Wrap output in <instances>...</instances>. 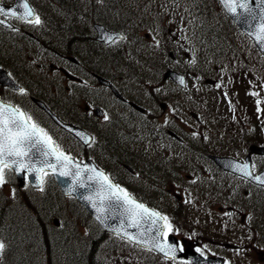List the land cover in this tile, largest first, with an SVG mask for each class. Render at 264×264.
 <instances>
[{"label":"rangeland","instance_id":"1","mask_svg":"<svg viewBox=\"0 0 264 264\" xmlns=\"http://www.w3.org/2000/svg\"><path fill=\"white\" fill-rule=\"evenodd\" d=\"M4 1H9V2H13V0H4ZM32 3H34L35 5H37L38 7H45L47 9V11L50 13L52 12V10H50L49 5H51V3H47L44 2L43 0H31ZM48 1V0H47ZM164 0H162V2L160 3V5L163 3ZM166 1V0H165ZM164 15L169 14V7L166 5V3H164ZM183 7H181L180 9H178L177 13L175 14L174 19L172 20V24L174 25L172 27V29H174L177 33H179L180 37L182 38L181 41H179V43H177L175 50L177 51V55H179L180 57V61L184 63V65L189 64L190 65V58L189 56L191 55V57L193 58V54H195L196 57V53L197 54H203L202 52L200 53V51L196 48H194L192 46V44L188 43V39L187 37L190 39L192 34H189V32L185 35L183 30L185 23L188 21V17L186 16V13H184ZM218 13L216 12V10L212 9V18L217 19V21L221 24V21L219 20L220 18L217 15ZM49 19H54V15L50 16ZM210 22V19L208 20ZM191 23V22H189ZM223 24V23H222ZM210 26V24H208ZM143 36L146 35V33L142 34ZM7 36V35H6ZM36 37H39V35L37 33H35ZM54 36V35H53ZM8 37V36H7ZM22 36V39L19 42H23V43H19L16 42L15 43V48L21 46V48L24 46H29L28 41L25 40ZM232 40L235 41L236 45L240 44V41L236 40L234 37L231 38ZM226 42V39L223 40V42ZM56 43V42H52ZM11 45L14 43H10ZM226 46V43H225ZM224 43H221V45L219 47H225ZM245 44L243 45H239V50L244 47ZM1 48V47H0ZM40 46H36L34 48V52H41V50L39 49ZM10 50H14L13 47H10V49L7 48V54H11ZM243 51V50H242ZM127 54L129 53H125L124 56L127 57ZM132 54V53H130ZM168 53H164L161 58L156 55L154 57H156L157 59H160L163 63L166 64L167 60L171 61V57L170 55H167ZM134 55V54H133ZM23 54H21L20 52H18V55H13V60H16L17 64L22 65L24 68H22V77H23V82L24 84H28L30 85V89L31 92L34 88L38 87L40 88L42 91H46L47 93H49L50 95V99L51 101H56V99H59L56 101V104H59L58 109L64 108V102L63 100H66L65 98H69L70 102L76 100L75 95L78 94L74 93V96L71 100V97H67L65 90H67V87H70V83H68L67 81H64L61 77H59L57 74H50V72H52V67H51V63H52V58L50 57V59L48 58L47 60H45V63L43 65H41V63L38 61L37 59V55L32 54L31 56L27 57L28 59L31 60V62L33 63L31 65V63L29 61H25L24 58L22 57ZM243 56L247 59H249L250 61L254 60L255 57L253 58V56L251 54L243 53ZM247 56H251V59ZM187 59H186V58ZM7 55L4 54H0V60L2 61H6L7 59ZM189 58V61H188ZM11 59V57H10ZM45 59V57H44ZM176 59V58H175ZM247 59V60H248ZM12 60V59H11ZM207 62L201 63L199 65V71L204 73L203 71L206 70L210 71L215 63L217 62L216 59L213 60H206ZM180 62V63H181ZM134 63H136L134 61ZM168 63V62H167ZM192 65V64H191ZM222 63H220L219 66V73H214L215 71H213V79H217L218 80V85H220L219 87H215L214 89H210L209 88V92H212V95H214V101L213 104L216 105L215 107V111L214 114L212 115V120H216V118L220 119L222 121V124L220 125L223 129H218L221 132H227V131H231L234 132V129L229 127L227 129V131L224 129L223 126V120L228 117L229 115H231V110L227 107V103L225 98H223V92H228L227 88L230 89L231 84L229 82V79L227 77L224 76V70L222 69L223 67L221 66ZM135 65H133L134 67ZM168 65L166 64V67ZM124 65L123 64H119L117 66H115V69H117L116 71H119L121 74L124 75V70H123ZM40 68V69H37ZM105 68H108L109 70L111 69L109 66ZM25 69V70H24ZM108 70V71H109ZM165 70V69H164ZM111 72L113 73V71L111 70ZM163 72V69H161L160 71H157L155 69L152 68H148L145 70V72H142L144 75H147V77H149L150 79H153V81L150 83L147 82V87H143L142 85H137L135 83H133V86L131 88L130 93L134 94V95H138V93H142V98H144V103L148 106V108L151 110V115H152V121L153 123H149L148 127L150 131H148L149 137H146V134H143V136H141V140L144 143V146L146 149V151H155L159 148H161L162 146L164 147H172V151H174V144L172 143H166L165 141H163V129L165 130V128L167 127H172L174 129H176L178 132H182V134L185 137H189L190 136V132H191V123H189L188 120L184 121L183 119H179L176 120L175 118V113L176 111L173 109L174 104L176 103V100H181L179 99L175 93H174V88L173 86H171L170 84L167 85H161L162 90H158L157 87H155L154 83L155 82H159L160 79H162L161 73ZM220 72H222L223 74H221ZM134 75V76H132ZM128 77H136L137 78H141L140 76L137 75L136 72H133L131 75H127ZM195 77V76H194ZM43 78V80H42ZM193 80V79H192ZM230 84V85H229ZM71 88L73 89V85H71ZM153 89L154 90V94L150 95V90ZM146 90V91H145ZM52 92L54 93L52 96ZM147 92V93H146ZM81 93V92H80ZM94 95H96L93 91L88 93V97H90L89 99H82L81 101H78V105H79V109L75 110V113H77L80 118L82 120H86L87 115L85 112V107L88 104V101H90L91 99H94ZM104 94H100V96H103ZM26 96V95H25ZM23 97V100H26V97ZM183 95H180V97L182 98ZM96 97V96H95ZM240 99H241V103L244 104V107L247 108V117L248 119H253V117H256V119L258 120V118L260 117L261 120H264V114L260 115L262 113L261 108L259 106V112L257 111V109H255V105H254V97L253 96H247L246 95V91L244 89H242L241 95H239ZM156 98L159 99V101H156ZM103 100L106 101L104 102L105 105L108 104V107L110 109H114L116 110L117 114L115 115V119H117V125H124V121H130L132 123V120L130 119V117H128L129 115V111L123 109L122 107H120V109H117V106L113 103V102H109L107 99H105L104 97H102L101 101ZM162 102H166L168 103V108L166 109L167 112L165 114H163L164 112L161 111V108H159L160 103ZM257 103V101H256ZM258 106V104H257ZM73 110L70 109V112H72ZM208 120V118H206ZM204 117H203V121H204ZM137 121V120H135ZM165 121H167V123H165ZM228 124V122H227ZM134 128L137 129L139 128V126L136 123H133ZM243 125V124H242ZM241 125V127H242ZM247 126L244 128H240L238 129L240 131V133H242V135H245L246 137L253 134V133H257L258 132V128L259 126H257L254 122L253 123H249L246 124ZM101 126V125H100ZM160 129H162V131H160ZM198 129L200 134L203 132V130L201 128L196 127V125L194 126L193 130ZM133 132V137L130 136V141L131 142H135L136 144H140L141 141L139 142L137 140V135H135V130H132ZM138 132V131H137ZM194 134L196 132H193ZM220 133V132H219ZM216 132L215 128H206L205 129V134L208 137L209 140H213L214 138H216V136L219 134ZM105 134L107 135V132L105 131ZM109 136V135H108ZM204 136V135H203ZM201 135H196L193 136V138L191 139L192 143H197L200 139ZM232 137V136H231ZM234 137V136H233ZM149 138V141H147ZM261 138V136H260ZM109 139V138H108ZM227 139V136H224L222 144H224V148L226 150V154H230L231 156H234L236 158H240L242 152L244 151V147L242 146V144L240 143V141H237L236 138H228L227 141H225ZM232 139V140H231ZM234 139V140H233ZM262 139V138H261ZM110 141H112L111 139H109ZM113 142V141H112ZM117 142V140H115V143ZM125 142V141H124ZM218 142V141H216ZM225 142V143H224ZM114 142L111 143L109 142V144H111L113 147H118L116 146ZM218 143H221V141H219ZM125 145H127V143L125 142ZM161 145V146H160ZM216 145V144H215ZM228 145V146H227ZM217 148L221 147V145H216ZM176 150V149H175ZM178 159H185V157H182L181 155H176ZM166 157V158H165ZM171 154H159V157L157 158V160H151L148 162H152V167L147 166L146 164H140L141 161H137V160H133V167L136 168L137 170L143 171V170H147V174L146 175H137L136 177L133 178V182L134 184H136V182H139L140 186H142L144 189H147L149 191H159V189H161L162 191L168 190L171 191L173 189V187H175L172 190V197L173 199L176 200L175 194L178 195H184V197H182V200L188 204L192 210H188L186 211L189 216L192 219V225L191 226H187L186 229H188L190 232H194L195 230L198 231L199 234L204 236V245L200 246L205 252H212L213 254H221L223 252V256H225V258L228 260V264H264V250L261 249L260 244H254V245H250V241L249 240H253L257 234L262 233L261 231H264V214H261V210L259 208H257V214H256V209H252L251 207H254V203L256 200L253 201L252 197H250L249 195H245V192L247 191V189L245 187H238L237 183H234L233 181L230 180L229 177H226L220 173H218L217 171L214 173V177H216V180H219L218 178H220L223 182L224 185L219 186V192H223V195L218 199L219 203L214 204V205H209L207 207H205V204H201L199 203L198 200H196V198L193 196V192H189L187 194V191L189 189H191L193 191V189L198 185L195 182V173L191 171L187 172V168L186 171H178L176 169L173 168L170 169V166L174 165V164H178L179 162L170 159ZM83 160V159H81ZM147 162V161H145ZM144 163V162H143ZM260 165L264 166V162L260 161ZM194 166V164H193ZM195 168V166H194ZM262 168V167H261ZM171 171L175 174H179L180 178H182V182L181 183H177L175 182L177 180V178L175 176L172 175ZM157 175H160L159 177L162 176H167L170 175L169 177H165L164 180L167 181V183L165 184V187L162 186V181L161 179L159 180L157 177ZM204 175H208L207 172H204ZM13 174H11L10 172H6V182L3 185H0V190H2V194L0 193V195L2 196L3 194H6L7 197H10L12 199V206H22V208L25 209L24 213H29L32 212L28 209V207L30 206V200L33 201V199L35 200V202L37 201V199H41L44 198L46 196H48V198L51 200L53 199L52 194L50 193V191H47V194H41V193H25L23 195H19L17 196L16 194H14V189H13V184H11V181H14V184L16 183L17 185V181L14 179L13 176V180L12 177ZM188 176H191L193 180L188 181ZM202 182V180H201ZM213 183H215L216 186V181L214 180ZM239 188L240 192L238 193L237 189ZM186 189V191L184 190ZM179 190L181 191V193L179 192ZM215 188H213V192ZM155 196V195H154ZM146 199H148V196H144ZM172 197H170L172 199ZM169 197H163L162 201L164 202H160L159 204L163 206V208H165L169 201H170ZM30 199V200H29ZM52 201V200H51ZM158 203V202H156ZM34 203H32L33 205ZM237 204V205H243L244 211L241 212L240 214V218L237 219L238 222L241 223H237L242 225L243 227H241L240 225H237V228H234V233L231 235V238L229 241H223L220 239H216V238H212L210 237L207 233H211L214 230H210L211 226H210V222H215L217 223L219 222H223L222 218L225 219L226 217H230L232 216V213L228 210V208H231V205ZM29 205V206H28ZM255 208V207H254ZM23 209V210H24ZM250 209V210H249ZM59 210V208L55 209V211ZM198 210L200 211V214H202V216L198 213ZM210 210V211H208ZM249 210V214H245V219L242 218V214L244 212H247ZM16 211V210H15ZM21 211V210H18ZM64 211V210H63ZM208 211V212H207ZM229 211V212H228ZM206 212L209 214V218L211 221H207L205 219V217L203 215H206ZM64 214V212H63ZM59 215L57 214L56 217L52 218V222L56 221L57 219H59L58 217ZM251 218H256L257 220V225H258V231L255 230H250L251 228L248 226V223H246V221H248V217ZM66 217H68L66 215ZM201 217H203V221H201ZM69 218V217H68ZM63 219V218H61ZM70 219L76 220L78 222L74 223L77 224L79 222H81V219L79 217L76 216H70ZM63 221V220H62ZM72 222V221H71ZM209 222V223H208ZM73 223V222H72ZM199 223V224H198ZM205 223H208L207 225H204ZM183 224V223H182ZM195 225V227L193 226ZM225 225H229V222H226ZM29 226V222H23L21 224L22 228H28ZM31 229H33V227H30ZM204 228V229H203ZM230 231V230H229ZM85 235H87L88 233L84 230L83 231ZM168 232V230H167ZM92 233V232H91ZM168 234H174L175 233L173 231L169 232ZM264 235V232H263ZM182 237V236H181ZM179 236V238H181ZM94 235L92 233L90 239L94 240ZM231 243V244H230ZM227 244V245H226ZM107 247V246H105ZM183 247V246H182ZM9 248H11V250L13 251L14 248L16 247H12L9 246ZM27 247L25 246H19L18 245V250L19 252H21V254H24V250ZM38 248V247H37ZM23 252V253H22ZM220 256V255H219ZM103 257V256H102ZM102 258H99V260ZM120 262H118V264H132L131 262V258L127 257L128 260H122V258H115V260H120ZM157 259V258H156ZM107 262H110L109 260H106ZM157 261H159V264H175L172 262H168V261H160L157 259ZM127 262V263H126ZM36 264V263H35ZM44 264H47L46 262Z\"/></svg>","mask_w":264,"mask_h":264},{"label":"snow or ice","instance_id":"2","mask_svg":"<svg viewBox=\"0 0 264 264\" xmlns=\"http://www.w3.org/2000/svg\"><path fill=\"white\" fill-rule=\"evenodd\" d=\"M218 2L226 14L247 25L249 29L247 35L253 38L260 51L264 52V0H218ZM0 17H3L0 18V27H9L6 25V20L10 17L16 21L42 25L40 16L29 5L28 0H21L15 8L0 7ZM151 38L158 47L159 41L156 37L153 35ZM103 39L112 45L126 41L127 37L123 34H107ZM191 63L193 65L196 63L195 54ZM179 84L187 87L182 77L179 79ZM20 91L24 90L20 89ZM251 95L257 94L251 93ZM257 104L259 112V101ZM103 119H109L107 114ZM77 135L84 143H89L85 133L81 132ZM91 139L94 141V138ZM252 168H255L254 164ZM6 169L9 172L23 173L26 178L30 176L32 181L40 186L41 191L45 177L49 173L54 177L70 178L68 190L75 192L77 189H85L87 194H82L80 198L95 209L96 219L105 227H110L107 224L108 220H118L119 226H111V230L126 243L136 247L147 245L148 251L159 252L171 260L176 259L177 251L184 250L182 246L167 240L168 233L173 230V225L168 222L167 216L149 209L126 189L113 183L109 175L102 170L77 163L71 155L62 150L44 128L32 120L31 116L18 107L0 100V185L6 182ZM235 170L244 177H252L260 185H264V177H253L247 163L236 165ZM165 228L168 232L164 231ZM4 249L5 245L0 242V254Z\"/></svg>","mask_w":264,"mask_h":264},{"label":"flooded vegetation","instance_id":"3","mask_svg":"<svg viewBox=\"0 0 264 264\" xmlns=\"http://www.w3.org/2000/svg\"><path fill=\"white\" fill-rule=\"evenodd\" d=\"M49 17L50 16H47L44 25L40 26L19 21H16L15 23L19 32L32 35L34 34V31L35 33L38 32L40 35H42L36 41L40 46L39 49L41 50L42 54H45L46 51L51 46H53V44L60 45L61 51L60 53H58L59 60L54 65H52V67L58 70L59 73H61L59 77H61L64 81L70 83V87L68 86L67 90H65L67 97H71L72 100L74 93L78 92V94L75 95L76 100L72 101L73 107L78 104V101H81L82 99H89V92L93 91L96 94L94 95L95 100L91 99L90 101H88V104L92 105H86L85 107V111L88 115H90L91 120L90 117H87L84 125L89 129L90 127L95 129V135L98 143H94L88 148L83 149H91L94 146V148L92 149V153L94 152V160L97 161L100 167L105 170L115 182H117L120 186L122 185V187L126 189L130 194L141 196H164L165 194H169L170 191L165 189L163 191L161 189H159V191H149L140 186L139 182H136V184H134L133 178L138 174L143 176L146 175L147 170H143L140 173L139 170L132 166L133 160L137 158V156H135L137 154L132 152L133 146L131 144L125 145L121 142L120 144L114 142L118 146L116 147V149L118 148L121 153L120 156L117 157L115 152L113 153L109 150L111 146L109 144V141L107 142L108 136L105 135V131L108 133L112 128L118 133V136L122 140L128 142L127 137H124L123 135L130 132L131 129L129 128V126H131V122L127 121L124 123L126 126L120 127V125H118L119 127H117L118 123L114 118L117 112L114 109H110L108 107V104L105 105L104 102L106 101H101L102 97L107 99L109 102H113L117 107L122 105L127 108L129 107L131 109L129 111V117L132 118V122L136 123L137 125L142 121V118L140 117V115L142 114L134 107H143L142 105H146L144 103L145 99L141 96L142 93L134 95L131 94L130 91L133 83L142 85L145 88L147 87V82L149 80L146 78L118 77L116 71L117 69H115V66H117V62L122 63L124 65V69H132L134 68L133 65H135L136 67L148 68V62L143 58L133 57L132 54L128 52L127 48L131 44L128 39L124 42H117L116 44L112 45H105L99 42L97 40V35L93 27L95 25L94 23L91 27V23L89 22H70V18H75L77 16L66 14L64 15V17L67 21L64 20L65 22L64 24H62L60 31H57V26L54 23V20L49 19ZM36 29L40 31H36ZM52 42L56 43L52 44ZM38 45H34L32 48L34 49ZM24 48V46L22 48L21 46L17 48L13 46L14 50L13 52H11L10 57L12 58L15 53L23 51ZM125 53H129L127 54V57L124 56ZM134 61L136 63H134ZM105 66H109L111 69L109 70L108 68H105ZM111 70L113 71V73L111 72ZM14 78L15 81L22 85V73L20 71H14ZM100 78H103L106 82H108L121 96V99H118L116 97L113 89L110 86L102 84ZM71 85H73V89L71 88ZM22 87L24 91L21 93L14 92L7 88H0V90L1 94H4L5 97L10 98L11 100L15 98L22 101V98L26 95L25 89L28 88L25 85H22ZM43 92L44 91H42L41 94ZM53 94L54 93L52 92V96H54ZM100 94L104 95L100 96ZM48 95L50 94L48 93ZM48 95H46L45 98H43L41 95L39 98L40 100L42 99V101H44L50 98V96ZM30 99H32V97ZM57 100L59 99H56V101ZM66 105H64L65 108L74 109ZM97 107L101 108L103 111V116L101 118H97L94 114V111L97 109ZM166 111L167 110H163L164 113H166ZM67 112L68 113L66 114V118L78 119V116L75 112ZM69 114L70 117H68ZM92 114L94 115V117L92 116ZM105 114H107L109 119L100 121L103 119ZM145 116H147V114ZM93 121L96 122L97 126L92 125ZM108 124L109 126H107ZM173 133L175 134V132ZM171 138L180 143H182L183 141L179 137H177L176 134L175 136H171ZM155 153L158 154L159 151L156 150ZM188 178L190 177L188 176ZM181 179L182 178H180L179 176L177 183H181ZM162 186L165 187L163 183ZM206 186L209 187L210 185L206 183ZM206 186L193 193V196L198 199L199 203L205 205L208 204L206 194L208 187ZM174 188L175 187H173V189ZM184 190L186 191V189ZM179 192L181 193L180 190ZM187 192H192V190L189 189ZM182 240L184 243H187L184 237L182 238ZM195 241L200 244L198 239ZM193 245L196 246L197 244L194 243Z\"/></svg>","mask_w":264,"mask_h":264},{"label":"trees","instance_id":"4","mask_svg":"<svg viewBox=\"0 0 264 264\" xmlns=\"http://www.w3.org/2000/svg\"><path fill=\"white\" fill-rule=\"evenodd\" d=\"M99 1V5L93 1L92 7L94 10L91 12L94 15L93 20L103 22L109 19L112 11L116 7V3L114 0ZM152 1L153 0L145 2L149 5ZM181 1L183 2L184 0ZM47 2L57 5V12L60 14H70L74 8L73 6L76 5L73 3V0H48ZM205 3L211 6L212 9L216 10L221 23L228 27L226 30H229V28H236L221 9H219L215 0H205ZM94 11L95 13H93ZM71 22H74V20H71ZM224 27L225 26H219V28ZM226 30L221 29V31ZM210 34L204 33V36L206 38L213 37L221 39L215 31H212ZM220 35L222 36V34ZM215 48L216 47H214V49ZM221 53L218 54L220 60L223 55ZM228 54L235 55L238 64H241L244 68L248 66V60L242 59L241 55L235 52L233 48ZM234 66L238 68L237 64L229 66L228 68H234ZM242 66L240 67L242 68ZM202 93H195L194 96L197 98V96ZM252 120L253 119L251 118L249 119V121ZM109 139L107 142L109 141L112 143L113 139H111L112 141ZM110 146L111 148H109V150L113 153L115 152L116 156L119 157L121 154L120 150L118 148L116 149V147H113L111 144ZM70 153L75 154L74 151H70ZM48 184L52 186V181H48ZM51 194L53 197V199H51L52 201L49 200L48 196H46V198L37 199L36 202L35 200L32 201L29 199L30 206L28 205V209L32 211L29 213H24L25 209L22 208V206H12V199L7 197L6 194H3L2 196L0 195V242H3L5 245V249L0 255V264H44L45 262L47 264H99V259L97 257L98 245L79 231L78 223L74 224L78 221L70 219V216L72 215L73 217H79L81 222H83L82 214H84V211H82L80 206L76 204L74 199H64L59 191L54 190ZM17 195L19 196V193ZM32 203L34 204L32 205ZM170 205L171 204L167 206L169 207ZM57 208H59V210L55 211ZM183 208V204L178 203V206H172L173 211H171V214L173 216H182ZM57 214L59 215L58 217L60 218V221L63 220V226L61 228H55L52 225V218L56 217ZM66 215L69 218L66 217ZM24 221L29 222V226L33 227L34 230L29 226L28 228H22L21 224ZM215 225L218 230L211 232V235L221 237L227 233L226 227L223 228L224 225H217L216 223ZM261 232L262 233L257 234L252 241L250 240L251 245L258 243L260 244L259 247L264 248V231ZM20 244L27 247L26 250L23 251L24 254H21L17 249ZM9 246H11L12 249L15 246L17 248H14L12 251ZM122 247H124L123 244ZM124 248L125 250H132L133 254L137 255V259L134 260L132 264H159V261H157L156 257L151 252L135 247L132 248L129 244H126Z\"/></svg>","mask_w":264,"mask_h":264},{"label":"water","instance_id":"5","mask_svg":"<svg viewBox=\"0 0 264 264\" xmlns=\"http://www.w3.org/2000/svg\"><path fill=\"white\" fill-rule=\"evenodd\" d=\"M218 1V0H217ZM21 0H16V4L14 6H4V5H0V7H4L5 9H11V8H15L17 6L18 3H20ZM219 3V2H218ZM220 4V3H219ZM221 6V5H220ZM254 6V5H253ZM222 7V6H221ZM223 9V8H222ZM19 10V9H18ZM237 25L238 27L244 32V33H248L249 29L247 27L246 24H244L242 21H237L235 18H233V16L227 14ZM6 25H8V23L6 22ZM100 29V39L102 41H105L103 39V36L104 35H107V34H111L107 31H103L102 28H99ZM118 34V33H116ZM116 34H112V35H116ZM253 39V38H252ZM254 40V39H253ZM255 42V41H254ZM256 43V42H255ZM256 46L258 47L259 49V46L256 44ZM260 50V49H259ZM261 52V51H260ZM263 55H264V52H261ZM183 78L184 81H185V77L184 76H181L180 74H178L177 72L175 71H168L165 75V78H171L173 80V82L177 83L178 85L179 84V79L180 78ZM0 83L2 86H9L11 88L14 87L13 85V82L6 76V74H4L3 72H1L0 70ZM185 84H186V81H185ZM182 86V85H180ZM184 87V86H182ZM43 107V106H42ZM54 121L59 124L60 126H62L64 129H66L68 132H70L73 136H75L77 139H79L84 145H88L90 142H91V136L88 135L85 131L81 130L80 128L78 127H75L73 125H66V124H63L60 122V120L52 115ZM85 133L86 134V137L89 138V143H84V141L80 138L79 135H77V133ZM250 153H256V154H263L264 155V148H258V147H251L250 149ZM214 162L216 163V165H218L222 170L224 171H229L231 173H234L238 176H241V177H244L242 175V173L238 172L235 170V167L236 165H243L245 163H247L249 165V171H251V163H250V156L245 160V162H240L238 160H235V159H232V158H226V157H215V156H212L211 157ZM77 162V161H76ZM77 163H81V162H77ZM82 165L83 164H87L89 165L90 167H96L90 160H87L85 161L84 163H81ZM97 168V167H96ZM98 169V168H97ZM253 174V173H252ZM18 179L20 180V182L23 184L24 183V177H25V174L23 173H16ZM255 175H253L254 177ZM258 176H262L264 177V171L259 174ZM54 177V176H53ZM250 181H252L254 184H257V185H260L257 181H255L252 177H244ZM56 183L58 184V186L60 187V189L62 190L63 194L66 195V196H73L76 198V200L84 206V208L91 214V216L97 221V223L101 226V228L106 231V232H112L111 230V226H119V221H112V220H108L107 221V224L110 225V227H105L104 225H102L97 219H96V211L95 209H93L91 207V205L86 202L85 200H82L80 198V196L82 194H87L85 189H77V191L75 192H70L68 189H69V185H70V178H66V177H54ZM28 180L29 182L31 183V185L35 188H38L40 186H38L36 183H34L31 179V177L29 176L28 177ZM260 186H264V185H260ZM149 208V207H148ZM149 209H152V208H149ZM129 231H134L132 229H129ZM165 231V229H164ZM115 234V233H114ZM161 240L163 242V237H161ZM167 240L171 243H174V244H178V240L176 239V237L174 236H168L167 237ZM143 248H147V245L143 246ZM156 252V251H155ZM159 253V252H157ZM161 254V253H159ZM163 255V254H161ZM176 259H184V260H187L189 261L191 264H224V260L221 259V258H203L201 257L198 253H196L194 250L192 249H187L186 251L184 252H181V251H177L176 252Z\"/></svg>","mask_w":264,"mask_h":264},{"label":"bare ground","instance_id":"6","mask_svg":"<svg viewBox=\"0 0 264 264\" xmlns=\"http://www.w3.org/2000/svg\"><path fill=\"white\" fill-rule=\"evenodd\" d=\"M0 54H4V55H7V57L10 59V54L8 55L7 54V48H9V45L7 44V40L6 39H3L0 41ZM7 58V59H8ZM42 97L45 98L46 95H48V93L46 91H44L42 94ZM49 99V98H48ZM66 100H63V102L65 103L64 105H68V107L70 108H74L73 107V104L70 102V99L69 98H65ZM12 101L16 104H18L19 106L23 107L24 105L22 103H20L17 99L13 98ZM66 105V106H67ZM57 108V107H56ZM56 108L54 109V111L56 110ZM117 146V145H116ZM46 198V197H45ZM34 200V199H33ZM50 200V199H49ZM48 202V201H47ZM58 202V201H57ZM43 206V205H42ZM47 207V206H45ZM50 207V206H49ZM43 209V208H42ZM53 209V208H52ZM51 209V210H52ZM46 210V209H45ZM53 212V211H52ZM55 212V211H54ZM46 215V214H45ZM24 220V219H23ZM22 220V221H23ZM26 220V219H25ZM25 222V221H24ZM38 222V221H37ZM27 223V222H26ZM30 227V226H29ZM34 230V229H33ZM37 231V230H36ZM29 233V232H28ZM52 234V233H51ZM30 235V234H29ZM30 237V236H29ZM43 237V236H42ZM81 238V237H80ZM15 242V241H14ZM26 242V241H25ZM7 244V243H6ZM21 245V244H20ZM19 245V246H20ZM22 246V245H21ZM16 247V246H15ZM17 248V247H16ZM54 248V247H53ZM26 250V249H25ZM23 253V252H22Z\"/></svg>","mask_w":264,"mask_h":264}]
</instances>
